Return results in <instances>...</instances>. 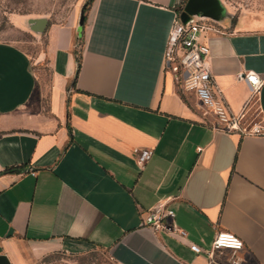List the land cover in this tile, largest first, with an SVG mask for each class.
I'll list each match as a JSON object with an SVG mask.
<instances>
[{
    "label": "crops",
    "instance_id": "1",
    "mask_svg": "<svg viewBox=\"0 0 264 264\" xmlns=\"http://www.w3.org/2000/svg\"><path fill=\"white\" fill-rule=\"evenodd\" d=\"M186 1L92 0L81 31L80 15L46 27L33 62L0 39V255L9 264L96 247L112 264H215L189 245L210 248L218 230L243 240L246 264H264V133L213 128L163 65ZM219 3L218 19L192 15L214 24L200 36L214 81L244 126H264V82L251 97L236 77H264V29L232 22ZM43 61L44 74L34 67ZM134 148L152 149L142 168ZM156 204L185 236L142 225Z\"/></svg>",
    "mask_w": 264,
    "mask_h": 264
},
{
    "label": "built area",
    "instance_id": "2",
    "mask_svg": "<svg viewBox=\"0 0 264 264\" xmlns=\"http://www.w3.org/2000/svg\"><path fill=\"white\" fill-rule=\"evenodd\" d=\"M202 18L192 19L187 23H183L179 15L173 18L163 52L164 68L173 72L175 81L184 91L195 96L205 114L210 116L205 120L212 123L216 130L224 133H264V126L253 124L247 128L241 122V114H232L230 111L211 72L209 47L200 40L202 32L211 28ZM236 77L249 84L251 97L258 93L264 82V77L254 71L238 72ZM133 151L138 168H142L152 155L151 148H134ZM142 225L152 232L185 236V232L174 221V212L164 204H156L146 210L142 216ZM189 248L195 253L206 254L210 263L219 262L217 255L226 254L223 264H246L241 256L244 249L243 240L228 231L218 230L208 249H203L195 243H191Z\"/></svg>",
    "mask_w": 264,
    "mask_h": 264
},
{
    "label": "rangeland",
    "instance_id": "3",
    "mask_svg": "<svg viewBox=\"0 0 264 264\" xmlns=\"http://www.w3.org/2000/svg\"><path fill=\"white\" fill-rule=\"evenodd\" d=\"M86 0H0V39L11 40L34 60L45 49L46 27L78 19ZM232 22L241 21L252 28L264 29V0H220ZM22 20L25 29L16 27ZM211 21L208 25H214ZM48 73L46 63L34 65ZM195 97V96H194ZM209 116V115H208ZM215 264H223L226 254L217 255ZM31 264H112L105 249L96 247L85 254L53 251L35 259Z\"/></svg>",
    "mask_w": 264,
    "mask_h": 264
},
{
    "label": "water",
    "instance_id": "4",
    "mask_svg": "<svg viewBox=\"0 0 264 264\" xmlns=\"http://www.w3.org/2000/svg\"><path fill=\"white\" fill-rule=\"evenodd\" d=\"M219 0H187L179 13L183 23L192 21V15H203L212 19H218L222 11ZM82 22L80 13L79 23ZM0 264H9L4 255H0Z\"/></svg>",
    "mask_w": 264,
    "mask_h": 264
},
{
    "label": "trees",
    "instance_id": "5",
    "mask_svg": "<svg viewBox=\"0 0 264 264\" xmlns=\"http://www.w3.org/2000/svg\"><path fill=\"white\" fill-rule=\"evenodd\" d=\"M91 2H92V0H86L85 3L83 4L81 10H80V13L82 14V22L79 23L80 31H81V29L83 28V25H84V22H85V18H86V15H85V14H86V12H87V10H88V7H89V5H90ZM78 43H79V40H78ZM76 60H77V67H76V73H75V76H74V78H73V80H72V83H73V84L75 83L76 76H77L78 71H79V69H80V59H79V57H77ZM10 170H11V168H10V169H7L6 171H10Z\"/></svg>",
    "mask_w": 264,
    "mask_h": 264
}]
</instances>
